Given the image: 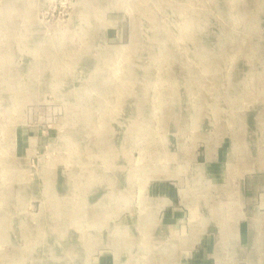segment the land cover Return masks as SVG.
I'll return each mask as SVG.
<instances>
[{"label":"rangeland","instance_id":"374dc122","mask_svg":"<svg viewBox=\"0 0 264 264\" xmlns=\"http://www.w3.org/2000/svg\"><path fill=\"white\" fill-rule=\"evenodd\" d=\"M253 173L264 0H0V264L44 258L47 230L66 264H150L158 192L178 191L187 244L244 216Z\"/></svg>","mask_w":264,"mask_h":264},{"label":"crops","instance_id":"0c3cea01","mask_svg":"<svg viewBox=\"0 0 264 264\" xmlns=\"http://www.w3.org/2000/svg\"><path fill=\"white\" fill-rule=\"evenodd\" d=\"M241 188L237 196L243 202L244 216H234L231 221L216 223L214 227L205 222L201 224L199 239L187 244L177 242L174 236L175 224H181V216L185 215L183 206L173 202L178 191L169 188L158 192L167 195L168 200L159 209L164 217L157 225L168 233L165 242L153 247H167L168 251L167 256L159 253L157 260H168V264L172 261L175 264L176 260L185 264H259L258 258L262 255L261 263L264 264V174H249ZM102 264H114L112 257L102 258Z\"/></svg>","mask_w":264,"mask_h":264},{"label":"bare ground","instance_id":"6f19581e","mask_svg":"<svg viewBox=\"0 0 264 264\" xmlns=\"http://www.w3.org/2000/svg\"><path fill=\"white\" fill-rule=\"evenodd\" d=\"M258 45H260V44H258ZM248 47H249V45H248ZM251 56L254 57V58H256V57L258 58V56L255 53H253ZM105 178L108 180V178L106 176H105ZM112 179H114V177ZM112 182H113V180H112ZM68 188H70V187L68 186ZM67 202H69V200ZM98 206H100V203H99ZM69 207H71V206H69ZM79 209H81V208H79ZM83 211H87V210H83ZM99 214H100V211H97V209H95L93 211H90L89 214H88V220L87 221L88 222H95V223L98 222L100 217H102V216H100L101 214L100 215ZM146 223H147V219L146 218L142 219L141 224L138 226L139 229H141V228L144 229V226H146ZM127 233H129V232L127 231ZM254 235H255V231H254ZM30 236L31 237H36V238H38V236L39 237L40 236L41 237H45V238H47L46 244H53L51 246H48V247L44 248L45 250H47L46 251V256L44 258L40 259L39 261H37L35 264H66V258H65V255H63V253L65 254V250H63V246H64L65 243H67V240L64 241V239H69L70 238V236L68 234H66L63 231H61V232L57 231L54 234V233L49 232V230H47L45 232V234H43V235L38 234V236H37V234L36 235L35 234L32 235V233H30ZM54 237H55V241L51 240ZM60 239H62V240H60ZM154 257H155V259H154ZM262 258H263L262 255L259 256V258H258L259 264H262L261 263V259ZM153 259L154 260H152V262H150V264H162L160 262H154L157 259V256H153ZM13 260L15 261V264H27V263L24 262L23 258H18L17 257V258H15ZM8 263H5V264H8Z\"/></svg>","mask_w":264,"mask_h":264}]
</instances>
